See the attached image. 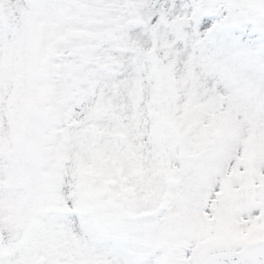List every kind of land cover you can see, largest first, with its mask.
Returning <instances> with one entry per match:
<instances>
[{
  "label": "snow or ice",
  "instance_id": "snow-or-ice-1",
  "mask_svg": "<svg viewBox=\"0 0 264 264\" xmlns=\"http://www.w3.org/2000/svg\"><path fill=\"white\" fill-rule=\"evenodd\" d=\"M0 264H264V0H0Z\"/></svg>",
  "mask_w": 264,
  "mask_h": 264
}]
</instances>
